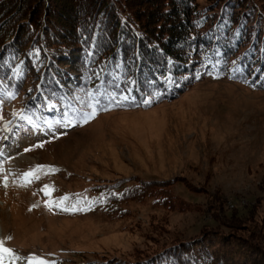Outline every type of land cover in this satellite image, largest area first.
<instances>
[{"label":"rangeland","instance_id":"1","mask_svg":"<svg viewBox=\"0 0 264 264\" xmlns=\"http://www.w3.org/2000/svg\"><path fill=\"white\" fill-rule=\"evenodd\" d=\"M36 101L28 90L0 96V247L13 250L0 264H28L33 254L134 264L194 241L222 258L232 252L231 263L264 264L263 91L206 76L171 101L96 111L87 123L81 113L92 107L63 115ZM37 165L57 171L21 186ZM139 183L162 188L171 204L156 195L108 203ZM45 185L55 190L46 195ZM65 195L73 198L55 206Z\"/></svg>","mask_w":264,"mask_h":264},{"label":"trees","instance_id":"2","mask_svg":"<svg viewBox=\"0 0 264 264\" xmlns=\"http://www.w3.org/2000/svg\"><path fill=\"white\" fill-rule=\"evenodd\" d=\"M152 1L0 0V96L28 90L40 110L48 101L65 115L171 101L206 76L264 92V0L206 9L196 0ZM108 196L109 204L147 196L171 204L162 188L142 183ZM218 250L194 241L134 264H230L232 252Z\"/></svg>","mask_w":264,"mask_h":264},{"label":"snow or ice","instance_id":"3","mask_svg":"<svg viewBox=\"0 0 264 264\" xmlns=\"http://www.w3.org/2000/svg\"><path fill=\"white\" fill-rule=\"evenodd\" d=\"M125 99H127V97H125ZM99 103V102H97ZM92 107V111L91 112H87V113H81V118L83 120L84 123L89 122L91 119H93L95 117L96 111H95V107L94 106H89ZM69 123H71V121H69ZM38 147H43V145H38ZM32 149H25V151H31ZM57 171L56 169H49L46 166L43 165H37L35 168L29 169L27 172H24L23 175V184L21 186H26L29 185L31 183H33L36 180L41 179L40 173H44L45 175L50 174L51 172ZM5 187H7V185L5 184ZM55 189L52 188V186L50 185H45L44 188L41 189V191L45 192L46 195H50L51 191H54ZM78 195V194H77ZM73 197L69 196V195H65L61 198H59V200L55 201V206L59 207L61 205H63L65 202L69 201L70 199H72ZM49 207H51V205H49ZM65 211H68V208H64ZM4 243V241L0 240V245H2ZM0 253L2 254H6V255H13V250L6 248V247H0ZM17 259H19V257H15ZM28 264H55V261H47L44 260L36 255H30L28 258Z\"/></svg>","mask_w":264,"mask_h":264}]
</instances>
